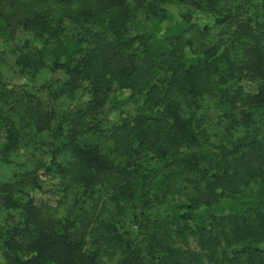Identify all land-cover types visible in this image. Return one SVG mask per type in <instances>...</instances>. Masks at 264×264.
<instances>
[{
	"label": "trees",
	"instance_id": "trees-1",
	"mask_svg": "<svg viewBox=\"0 0 264 264\" xmlns=\"http://www.w3.org/2000/svg\"><path fill=\"white\" fill-rule=\"evenodd\" d=\"M5 51L28 83L0 82V156L39 149L33 173L59 179L56 202L74 194L40 218L37 195L5 189L8 264H203L188 235L213 264H264V0H0V66ZM43 68L75 109L39 99ZM206 96L250 130L215 145ZM103 195L107 218L77 224Z\"/></svg>",
	"mask_w": 264,
	"mask_h": 264
},
{
	"label": "rangeland",
	"instance_id": "rangeland-1",
	"mask_svg": "<svg viewBox=\"0 0 264 264\" xmlns=\"http://www.w3.org/2000/svg\"><path fill=\"white\" fill-rule=\"evenodd\" d=\"M25 1V0H24ZM169 9L173 12L174 15H177L181 11L174 6H169ZM185 9L182 8V11ZM225 32L221 28H216L213 30L210 36H203L200 38L199 44L208 43L209 41H213L219 35H224ZM22 39L19 38L17 40L18 44H21ZM3 53V52H2ZM4 61L0 66V82L4 84L5 89H12L16 92L25 89L28 81L26 78L22 77L18 71V67L14 63L15 56L11 53L6 52L3 53ZM64 79V75L61 72H54L49 68H43L38 73L37 76L31 81L30 85L35 88L39 89L40 87H44V91L36 93L40 100L45 102H50L53 107L61 112L67 113L70 110H73L77 106V100L75 98H71L68 95H58L55 96V100L52 102L50 100L53 97V90L52 88L47 90V85L50 84L51 81H58L57 84ZM53 91V92H52ZM52 99V98H51ZM202 102V101H201ZM201 109H199L198 114H201L202 120L201 125L202 127L207 128L210 132V137L212 142L215 145H220L224 143L223 135L224 134H231L232 137L243 135L245 131H249L250 128H246L242 123H236L230 121V116L226 112L219 107V102L215 97L206 96L202 102ZM118 111H114L110 115V122H115L117 120ZM264 127V126H263ZM246 133V132H245ZM244 133V134H245ZM262 137L264 142V128L262 131ZM33 155V158L41 159L43 156L41 155V151L39 149H20L16 153H12L9 155L8 159L0 156V226H12L18 219V212L5 207L2 203V198L5 195V189L11 190L14 194L21 196L23 198L28 197V195H37L36 204L39 210L38 216L43 218L45 215H51L53 217H61L62 215H66L69 209L72 207L73 204V197L74 194L70 192L69 196L65 198L64 203L60 204L56 202L59 199V195L55 193L56 189L60 187L59 179L52 177H40L39 179L34 171V167L30 161H28V156ZM8 160V161H7ZM35 175V176H34ZM41 184V190L35 189L34 182L37 181ZM95 196L92 200L95 201V207L92 208V212L88 211V207L85 209L88 213H83V217L80 216L78 218L79 223H87L89 227H91L88 223V220H100L106 219L107 213L106 211H101V206L103 201L105 200L106 196H102L100 199H96ZM62 201V202H63ZM61 202V203H62ZM94 203V202H93ZM86 205V203H85ZM179 241V239H178ZM184 249L188 248L199 253L202 257L203 264H213L212 262L207 261L209 255V251L204 248L202 249L198 243L196 237L192 235H188L186 239V245L184 243H180ZM116 257L107 258L104 257L102 259L101 264H115ZM0 264H8L6 255L2 247L0 246Z\"/></svg>",
	"mask_w": 264,
	"mask_h": 264
}]
</instances>
